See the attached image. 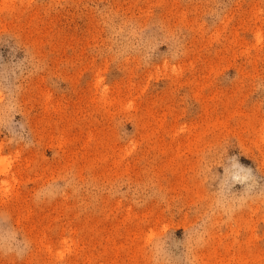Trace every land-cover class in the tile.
<instances>
[{"label":"rangeland","instance_id":"374dc122","mask_svg":"<svg viewBox=\"0 0 264 264\" xmlns=\"http://www.w3.org/2000/svg\"><path fill=\"white\" fill-rule=\"evenodd\" d=\"M0 264H264V0H0Z\"/></svg>","mask_w":264,"mask_h":264}]
</instances>
